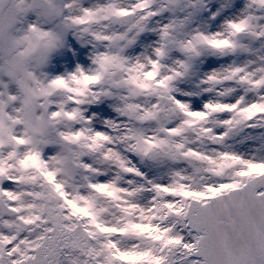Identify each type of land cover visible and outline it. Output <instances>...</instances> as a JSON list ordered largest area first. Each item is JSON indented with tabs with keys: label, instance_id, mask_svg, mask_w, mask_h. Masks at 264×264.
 I'll return each instance as SVG.
<instances>
[{
	"label": "snow or ice",
	"instance_id": "6c2138e0",
	"mask_svg": "<svg viewBox=\"0 0 264 264\" xmlns=\"http://www.w3.org/2000/svg\"><path fill=\"white\" fill-rule=\"evenodd\" d=\"M0 264H264V0H0Z\"/></svg>",
	"mask_w": 264,
	"mask_h": 264
}]
</instances>
